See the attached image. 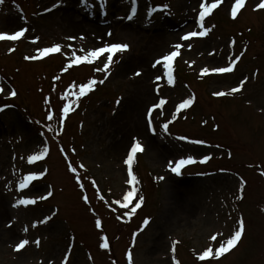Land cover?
<instances>
[{"label": "rangeland", "instance_id": "1", "mask_svg": "<svg viewBox=\"0 0 264 264\" xmlns=\"http://www.w3.org/2000/svg\"><path fill=\"white\" fill-rule=\"evenodd\" d=\"M17 2L0 4V34L28 31L17 42L0 44V87L5 98L14 89L18 94L10 105L40 123L31 124L18 110L7 108L0 115V264H62L65 259L68 264H264V9L258 8L259 0H247L234 20L228 14L231 3L224 0L208 22L209 37L178 59L173 75L177 96L167 88L162 64L153 65L174 43L185 45L182 36L194 29L205 0H172L175 17L152 23L145 20L143 0L132 21L125 20L131 8L127 0H107V19L87 13L79 0H32L22 6L36 14L24 20L5 8ZM117 42L130 50L114 56L108 78L80 102V86L104 79L106 74L96 69H103L108 54L77 65L73 52L83 56ZM56 45L59 53L25 60ZM232 62L231 73L214 71ZM69 63L75 67L64 71ZM204 68L213 74H199ZM137 71L142 74L135 75ZM242 80L241 91L214 95L230 92ZM191 98L184 109L165 110L167 103L177 107L179 100ZM164 99L165 111L157 121L165 138L161 143L148 133L145 113ZM51 104L53 113L47 108ZM69 104L61 130L63 107ZM157 113L152 112L153 118ZM135 140L147 153L136 157L137 196L124 209L115 201L122 203L133 188L124 160ZM45 147V159L29 166L25 157L39 155ZM177 153L196 161L206 155L211 159L190 165L183 175L190 179H177L169 169ZM69 165L77 168L79 183ZM26 170L43 178L24 196L40 200L53 193L36 210L17 206L21 196L13 185L9 189ZM201 177L208 178L196 180ZM139 198L143 203L130 216ZM50 212L55 216L48 224L34 220ZM145 219L149 224L142 228ZM240 219L246 231L238 247L219 259L200 261L203 251L217 249L234 234ZM39 237L38 251L34 239ZM105 237L107 249L101 246ZM25 239L28 245L16 251Z\"/></svg>", "mask_w": 264, "mask_h": 264}, {"label": "snow or ice", "instance_id": "2", "mask_svg": "<svg viewBox=\"0 0 264 264\" xmlns=\"http://www.w3.org/2000/svg\"><path fill=\"white\" fill-rule=\"evenodd\" d=\"M101 4L106 3V0H100ZM229 2L232 4L231 8H230V13L233 19L237 18L238 13L240 12V10L242 8H244L245 4H246V0H229ZM4 3V0H0V4ZM222 3H224V0H215V2H212V0H205V2L201 3L199 5V7L202 9V11H199L198 15H199V22H200V27L204 28V21H205V17L207 15H210L214 9L218 8ZM258 8L259 9H264V2H261L258 4ZM136 15V10L132 9V14L129 15L127 17L128 20H132L133 17ZM28 31L27 28H24L22 30L16 31L14 34H0V41H18L21 38H23L25 36V33ZM208 34V30L205 31H201V32H197V31H189L188 34L183 35L182 36V40L184 41H188L190 40L192 37H196L197 35L200 36H205ZM109 36H111V33H108ZM69 39H75L72 37H69ZM33 43H37L38 42V38L34 39L32 41ZM184 47V45H182L181 43L177 42L174 43L173 45H171V49L168 51L167 54H164L162 56V58L157 59L154 63V67L157 64H162L163 68L166 69V75H167V83L168 84H172L173 83V62L174 60H176L177 57H179L181 55V48ZM130 50V45L125 44V43H112L110 44V46H99L96 50H92L87 52L86 55H76L75 52H73V55L71 57V59L73 60V62L77 65L79 64H92L95 60H97L98 58H100L101 56H104V54H108L106 57L107 62L104 64L103 69L97 68L96 71H103L106 75L104 77V79H101L99 81H97L96 79H92L90 82L82 85L79 87V92L78 95H76V99L79 100L80 97H83L84 95H86L87 93L91 92L92 90H94V86L97 85V83L103 84L105 82V80L108 78V75H110L109 69L111 67V65L113 64V58L116 54L118 53H123L126 51ZM10 51H15V49H11ZM61 51V46L60 45H56L54 47H44L43 49H38V55H34V56H25V60H37L40 58H44L49 56V54L52 53H59ZM72 67V64L69 63L67 65V67L64 69V71H67L69 68ZM235 64L233 63L231 66H224V67H217L214 69L215 72L217 73H231L234 70ZM209 73V69L208 68H204L202 75H206ZM142 73L137 71L135 73V75L140 76ZM60 77L57 76L56 79L58 80ZM157 79H159V77H157ZM246 83V81H241L239 86L237 87H233L231 89L230 92H224V91H217L214 92L215 96L218 97H224L226 95H233L239 91H241L244 87V84ZM4 91V89L2 87H0V93H2ZM17 92L16 91H11L10 95L11 97H16L17 96ZM193 99H188L186 100L184 103H181L179 105V108L177 109V111H179L180 109H184L187 106H190L193 103ZM119 103V101L117 102ZM165 103V101L160 100L159 101V106H163V104ZM72 108V105L69 104L66 107H63V114L64 117H67L70 109ZM5 109L3 107H0V112H4ZM152 111H154V108L150 111L147 112V122L149 125L152 124ZM47 119L49 121H51L53 119V115L51 114V112H49ZM61 125H63V119H61ZM169 125L167 123H165L163 125V130L165 132L168 131ZM153 134H155V129H152ZM180 139H187L185 137H180ZM193 143H198L199 141H192ZM144 147H142L141 142L137 141L135 142V144L133 146H131L130 148V153L127 155L126 160H125V164L127 165V172H128V176L130 177L129 180V184L133 185L132 190L128 191L126 195L123 196V202L121 203V201L117 200L115 201V203L120 204L121 208L127 209L129 207V204L132 203L133 198L137 196L136 193V189L134 187V185L138 182L137 181V177L133 174V164L136 160L137 154L138 153H143L144 152ZM64 149H61V152H63ZM49 153V149L47 147H45L43 149L42 152H40L39 155H32L31 157H29L28 162L29 163H33L35 161L38 160H42L44 157H46ZM211 159L210 156H205L203 157V159H201L199 162L200 163H207L209 160ZM196 159L189 157L187 159L185 158H181L178 160V162H176L174 165L173 164H169V169L172 173L176 174L177 176H179L181 174V170L184 166L186 165H191L196 163ZM81 167H83V165H81ZM70 171L73 172L74 174H77V182L79 183V175L77 173V168L73 167L71 165H69ZM264 174V173H261ZM40 179V177L36 176V175H27L22 182L20 183V189L23 190L25 188H27L29 186V184L35 180ZM162 179V177H161ZM93 183H95V181H93ZM81 187H83V185H81ZM53 195V193L51 191H49L46 195H42L41 199H48ZM101 199H103V197H101ZM140 202L137 203L134 207L131 208L129 215L131 216L132 214H135L136 210L138 208L141 207L142 203H143V199L139 198ZM242 199V197H241ZM83 200L85 203L89 202V198L88 196H83ZM37 201L35 199H21L18 202L17 206L20 205H33L35 204ZM53 217L49 216L48 220L43 221V223L47 224ZM143 224L145 227H147V225L149 224V221L147 219H145L143 221ZM96 225L97 227L101 226V221L97 220L96 221ZM25 231H27V229H25ZM246 231V225H245V221L243 219H240L238 222V229L234 232V234L231 235V237L229 239H227L225 242L221 243L219 245V247L217 249H213L211 247L207 248V250L203 251V253L201 255H199L198 259L200 261H205L206 259L215 257L216 259H219L221 257H223L225 254L230 253L232 250H234L236 247H238V245L241 243L242 238L245 234ZM217 239V236H213L212 240L215 241ZM29 241L28 240H23L22 242L18 243V245L16 246L15 250L16 251H20L22 250L26 245H28ZM37 245L40 244V241L37 240L35 242ZM102 248L107 249L109 247V241L108 239L105 237L104 238V242L101 245ZM173 251H175V249L173 248ZM128 259L131 262L132 260V256L129 253L128 255ZM62 264H68L67 259H65Z\"/></svg>", "mask_w": 264, "mask_h": 264}, {"label": "bare ground", "instance_id": "3", "mask_svg": "<svg viewBox=\"0 0 264 264\" xmlns=\"http://www.w3.org/2000/svg\"><path fill=\"white\" fill-rule=\"evenodd\" d=\"M240 14H242V10L240 11L239 15H240ZM150 151H151V150H150ZM146 153H147V152H145V154H146ZM145 154H144V155H145ZM151 154H152V156H154L155 158H158V157L156 156L155 152H152Z\"/></svg>", "mask_w": 264, "mask_h": 264}]
</instances>
